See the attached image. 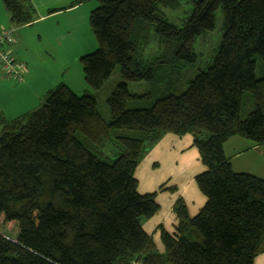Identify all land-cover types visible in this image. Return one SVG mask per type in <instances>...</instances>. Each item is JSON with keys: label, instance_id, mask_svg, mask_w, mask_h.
I'll return each mask as SVG.
<instances>
[{"label": "trees", "instance_id": "1", "mask_svg": "<svg viewBox=\"0 0 264 264\" xmlns=\"http://www.w3.org/2000/svg\"><path fill=\"white\" fill-rule=\"evenodd\" d=\"M181 1L96 0L88 22L97 47L79 57L93 93L58 85L34 111L11 120L0 113V226L17 227L15 239L0 234V264H253L264 253V179L233 172L223 153L231 137L264 145V0H184L191 11L176 26L162 9ZM3 6L16 27L34 19L28 0ZM220 7L223 34L212 65L182 94L128 108L137 96L126 83L193 62V43L214 29ZM149 26L160 52L138 60L135 36ZM116 67L122 83L107 98L105 118L95 96ZM246 93L252 105L244 115ZM165 134L192 137L205 168L194 179L205 204L190 218L175 203L177 224L172 234L160 230L159 253L141 225L158 211L155 193L140 195L134 172ZM107 151L117 157L104 161Z\"/></svg>", "mask_w": 264, "mask_h": 264}, {"label": "crops", "instance_id": "2", "mask_svg": "<svg viewBox=\"0 0 264 264\" xmlns=\"http://www.w3.org/2000/svg\"><path fill=\"white\" fill-rule=\"evenodd\" d=\"M28 1L34 9V19L29 24L16 27L10 23L9 16L3 6V0H0V18L2 16L4 20L7 19L9 24V27L2 28L3 22H0V33L3 30L12 31V42L6 43L4 48L16 62H22L25 66L21 82L0 78V113L5 117L12 115L16 118L27 113L24 111L30 106L27 99L37 91L36 88L39 87L38 79L44 73L42 71L44 66L35 60L34 53L25 52V50L27 51L26 48L24 52H21V44L17 47V41L20 40V29L31 28L39 33V37L49 38L55 36L57 32L66 26L67 18L64 15L70 11L69 9L75 10V8L92 0L72 7L70 5L73 0L68 5H61L66 2L65 0ZM45 3L48 4L49 9L41 13L39 8ZM62 33L69 34V31L67 29ZM60 36L61 34L57 37V41L59 45H62L64 39H59ZM78 50H80V47H78ZM42 79L44 80V78ZM63 79L62 76L55 81L52 77H49L48 81L50 83L48 84H53L55 87L65 85L71 90V85ZM51 86L48 87V91L55 88ZM23 101L25 104H16ZM223 153L228 159L233 172L248 173L264 179V145L256 146L245 139L231 137L224 143ZM204 170L199 154L193 146L192 137L188 134L183 136L163 135L145 153L138 164L134 172L137 191L140 195L155 193V202L158 206V211L151 218L145 220L142 228L151 237L159 253L163 252L161 245L157 244L158 241L160 243V230L163 229L168 234H172L177 224L173 212L175 203L181 200L190 218L197 215L204 206L205 198L198 190L194 180ZM160 187L162 190L158 191ZM253 264H264V253L256 256Z\"/></svg>", "mask_w": 264, "mask_h": 264}, {"label": "rangeland", "instance_id": "3", "mask_svg": "<svg viewBox=\"0 0 264 264\" xmlns=\"http://www.w3.org/2000/svg\"><path fill=\"white\" fill-rule=\"evenodd\" d=\"M38 1L42 2L45 0ZM65 1L66 2L61 5H68L72 0ZM47 5L48 4L45 3L40 6L39 9L41 13L49 9ZM96 7V0H92L75 8V10L69 9L70 11L64 15L67 18L66 26L57 32L55 36H50L49 38L39 37V33L33 31L31 28L20 29V40L17 41V47L21 44V52H24L26 48L27 51L25 50V52L34 53L35 60L44 66V68H42L44 73L41 78L38 79L39 87L36 86L37 91L27 99V103L30 106L24 110L25 112L34 111L44 103L45 93L48 91V87L51 85L53 86V84H48L50 83L48 81L49 77H52V79L56 81L63 76V80L71 85V90L78 96L84 95L83 93H93L91 88L84 81L79 57L92 53L97 47L96 40L89 28L88 22L91 11ZM190 11V3H186L184 0L173 10L162 9L165 19L176 26L181 25L184 19L190 14ZM214 21L215 26L212 31L204 32L196 37L192 48V52L195 56L193 62H176L172 67L157 73L155 80L151 82L142 81L126 83L128 92L131 95L137 96L136 99L127 102L128 108L148 109L158 98L182 94L186 90L188 82L198 73L205 71L212 65L223 34V12L221 7L215 12ZM0 22H3L2 28L9 27L7 19L4 20L2 16ZM67 29L69 34L62 33ZM60 34L61 36L59 39H64L62 45H59L57 41V37ZM135 37H137L136 55L138 60H151L159 54V42L153 26L138 30ZM78 47H80V50H78ZM254 59L256 65L255 75L257 79H260L263 72L262 62L257 56ZM62 70L64 71L61 72ZM0 78L8 80L4 77L1 70ZM42 78H44V80ZM120 83H122V81L119 75V68L116 67L112 75L104 83L102 89H100L95 96L97 109L102 117L108 118L107 98L114 87ZM20 103H24V101L16 104ZM251 105V97L246 93L243 98L241 113L244 115L248 113ZM6 117L7 119L14 118L12 115H7ZM105 156L106 158H103V160L108 161L115 159L117 154L107 151ZM144 223L145 219H142V226ZM0 234L9 239H15L17 227L15 225L0 226ZM160 243L158 241L157 244L161 245Z\"/></svg>", "mask_w": 264, "mask_h": 264}, {"label": "built area", "instance_id": "4", "mask_svg": "<svg viewBox=\"0 0 264 264\" xmlns=\"http://www.w3.org/2000/svg\"><path fill=\"white\" fill-rule=\"evenodd\" d=\"M12 42V31L3 30L0 33V70L4 77L14 82H21L25 72V66L22 63L16 62L10 54L5 50L6 43ZM129 264H141L140 262L132 261Z\"/></svg>", "mask_w": 264, "mask_h": 264}]
</instances>
